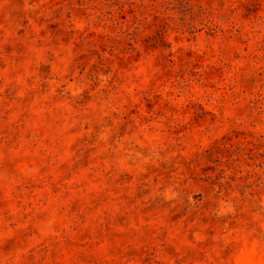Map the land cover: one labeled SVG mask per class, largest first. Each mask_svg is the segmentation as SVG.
Segmentation results:
<instances>
[{
    "label": "rangeland",
    "instance_id": "1",
    "mask_svg": "<svg viewBox=\"0 0 264 264\" xmlns=\"http://www.w3.org/2000/svg\"><path fill=\"white\" fill-rule=\"evenodd\" d=\"M0 264H264V0H0Z\"/></svg>",
    "mask_w": 264,
    "mask_h": 264
}]
</instances>
